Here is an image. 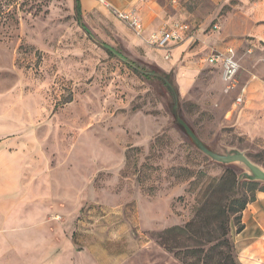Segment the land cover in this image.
Returning a JSON list of instances; mask_svg holds the SVG:
<instances>
[{"label": "rangeland", "instance_id": "rangeland-1", "mask_svg": "<svg viewBox=\"0 0 264 264\" xmlns=\"http://www.w3.org/2000/svg\"><path fill=\"white\" fill-rule=\"evenodd\" d=\"M77 1L80 15L76 0H0V122L15 127L1 137L41 138L28 151L46 156L49 168L32 198L69 232L75 251L133 253L140 264L146 249L160 248L165 263L183 264L160 238L183 254L220 243L165 232L194 218L227 168L237 177L234 197H251L240 165L205 155L185 130L216 155L237 151L264 170V43L244 46L228 31L238 24L240 0H156L165 23L189 27L175 44L187 43L186 51L164 71L149 55L162 51L151 34L136 35L117 9ZM227 47L239 66L231 83L206 61ZM190 62L197 72L181 88L179 71ZM246 70L263 86L242 97ZM163 74L177 94L176 111ZM225 194L218 190L216 200L223 204ZM230 220L226 240L236 262Z\"/></svg>", "mask_w": 264, "mask_h": 264}, {"label": "crops", "instance_id": "crops-1", "mask_svg": "<svg viewBox=\"0 0 264 264\" xmlns=\"http://www.w3.org/2000/svg\"><path fill=\"white\" fill-rule=\"evenodd\" d=\"M82 3L87 9L99 3L119 11L133 10L137 17L136 7H141L139 20L146 36L165 23L162 9L159 6V9L155 8L156 0H82ZM238 9V24L228 31L241 37L244 46L264 43V0H240ZM175 44L170 43L167 47L169 60L163 59V50L149 54L164 71L170 70L187 49V43ZM227 48H231L235 56L234 49ZM210 66L219 70L217 65ZM197 69V65L190 62L179 71L181 88L188 86ZM247 73L250 78L245 83L246 88L242 89V97L246 89L249 96L263 86L257 75L252 71ZM14 128L7 122H0V264H135L133 253L123 256L111 249L108 252L106 248L73 249L69 232L53 223L47 208H42L44 204L32 198L39 175L46 174L49 168L46 156L35 157L28 151L41 138L1 137ZM241 225L243 228L239 233L233 229L231 234L236 263L264 264L263 192H256L254 200L243 210ZM162 254L165 252L160 248L146 249L144 257L147 259L140 264H167ZM150 255L158 256L155 261H150Z\"/></svg>", "mask_w": 264, "mask_h": 264}, {"label": "trees", "instance_id": "trees-1", "mask_svg": "<svg viewBox=\"0 0 264 264\" xmlns=\"http://www.w3.org/2000/svg\"><path fill=\"white\" fill-rule=\"evenodd\" d=\"M77 2V12L80 15V5ZM79 17V16H78ZM109 55H112L111 50H107ZM135 72H140L139 69H133ZM141 73H144L143 71ZM147 74L145 73V76ZM164 85L171 91L173 109H177V94L171 86V82L168 75H163ZM181 126L179 120H176ZM184 128V127H183ZM185 129V128H184ZM186 133L187 130H185ZM218 184H214V189L209 190L208 196H203L199 199V207L196 210L194 218L185 224L183 227H173L165 232L167 236L184 237L185 240L195 241L197 243H203L209 245L211 239H221L219 244L210 245L207 248L197 245L194 248L189 249L186 253H180L174 251L175 247H171L168 238H160L161 245L167 252L171 253L174 257L180 260L183 264H237L232 257V249L226 236L229 230V225L232 220L235 221L236 232L239 233L242 230L241 225V213L246 206L251 203L255 198L256 192L264 193V186H261L257 182H248L247 186L251 197L241 200L240 197H234V189L237 187V177L231 168H227L225 171V177ZM226 194L224 196L225 202L222 204L216 200L215 194L220 190ZM170 240V239H169ZM221 247V248H220ZM187 258H195L193 261Z\"/></svg>", "mask_w": 264, "mask_h": 264}, {"label": "built area", "instance_id": "built-area-1", "mask_svg": "<svg viewBox=\"0 0 264 264\" xmlns=\"http://www.w3.org/2000/svg\"><path fill=\"white\" fill-rule=\"evenodd\" d=\"M116 16L121 21L125 22L136 35H141L143 31L142 24L133 10L116 11ZM188 29V25L184 23H163L160 28L154 32V34L150 35V42L155 44L157 48L165 50L170 43L181 42L183 40V36L188 32ZM168 56L169 53L167 52L165 55L166 59ZM206 61L210 65L218 66L221 71L222 79L226 83L236 81L239 66L231 48H226L223 52H217L215 54L212 53Z\"/></svg>", "mask_w": 264, "mask_h": 264}, {"label": "water", "instance_id": "water-1", "mask_svg": "<svg viewBox=\"0 0 264 264\" xmlns=\"http://www.w3.org/2000/svg\"><path fill=\"white\" fill-rule=\"evenodd\" d=\"M187 132L194 146L202 151L205 155L220 161L223 164H238L245 171V173L242 175L244 180L249 182H262L264 184V170L251 163L244 157L242 153L232 151L225 155H216L206 148L202 143L197 141V139L194 138V136L188 130Z\"/></svg>", "mask_w": 264, "mask_h": 264}]
</instances>
